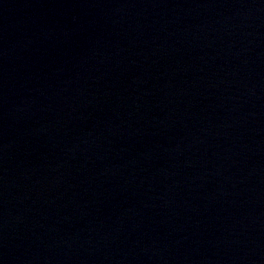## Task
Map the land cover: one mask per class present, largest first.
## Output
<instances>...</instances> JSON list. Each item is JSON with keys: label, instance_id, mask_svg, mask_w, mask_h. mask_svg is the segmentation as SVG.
<instances>
[{"label": "water", "instance_id": "1", "mask_svg": "<svg viewBox=\"0 0 264 264\" xmlns=\"http://www.w3.org/2000/svg\"><path fill=\"white\" fill-rule=\"evenodd\" d=\"M0 264H264V0L0 12Z\"/></svg>", "mask_w": 264, "mask_h": 264}]
</instances>
